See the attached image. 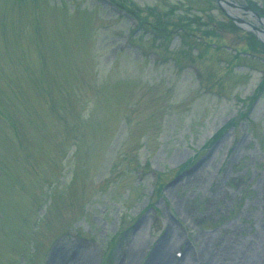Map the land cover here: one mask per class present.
<instances>
[{
  "label": "rangeland",
  "instance_id": "374dc122",
  "mask_svg": "<svg viewBox=\"0 0 264 264\" xmlns=\"http://www.w3.org/2000/svg\"><path fill=\"white\" fill-rule=\"evenodd\" d=\"M117 1L0 0V264H264V0Z\"/></svg>",
  "mask_w": 264,
  "mask_h": 264
},
{
  "label": "bare ground",
  "instance_id": "6f19581e",
  "mask_svg": "<svg viewBox=\"0 0 264 264\" xmlns=\"http://www.w3.org/2000/svg\"><path fill=\"white\" fill-rule=\"evenodd\" d=\"M233 14L237 15V12L232 11ZM157 249V248H156ZM166 254V247L164 246L158 253L157 260L155 264H163L164 255ZM168 260V259H167ZM169 261V260H168ZM168 264V263H167Z\"/></svg>",
  "mask_w": 264,
  "mask_h": 264
},
{
  "label": "trees",
  "instance_id": "16d2710c",
  "mask_svg": "<svg viewBox=\"0 0 264 264\" xmlns=\"http://www.w3.org/2000/svg\"><path fill=\"white\" fill-rule=\"evenodd\" d=\"M255 44H258V45H260V46H262V47H264L254 36L252 37V39L250 40V46L252 47V48H255L256 46H255ZM231 124V123H230Z\"/></svg>",
  "mask_w": 264,
  "mask_h": 264
},
{
  "label": "water",
  "instance_id": "95a60500",
  "mask_svg": "<svg viewBox=\"0 0 264 264\" xmlns=\"http://www.w3.org/2000/svg\"><path fill=\"white\" fill-rule=\"evenodd\" d=\"M218 2H219V4H220V6L221 7H223L222 6V3H221V1H223V0H217ZM225 1V0H224ZM224 8V7H223ZM225 10V9H224ZM225 12H226V10H225ZM231 18H233L234 20H236V18L232 15V14H230V13H228V12H226Z\"/></svg>",
  "mask_w": 264,
  "mask_h": 264
}]
</instances>
